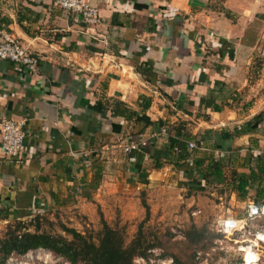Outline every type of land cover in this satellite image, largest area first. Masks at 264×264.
<instances>
[{"label":"crops","instance_id":"1","mask_svg":"<svg viewBox=\"0 0 264 264\" xmlns=\"http://www.w3.org/2000/svg\"><path fill=\"white\" fill-rule=\"evenodd\" d=\"M89 2L100 26L53 0H0V29L39 60L32 73L0 59V114L27 119L22 159L0 145V223L45 212L91 221L97 207L108 223L133 222L142 197L168 209L178 186L194 203H223L216 188L229 190L233 217L264 202V0ZM170 139L196 147L179 161ZM132 143L141 159L123 151ZM213 160L224 180L191 190ZM239 173L245 198L233 189Z\"/></svg>","mask_w":264,"mask_h":264},{"label":"rangeland","instance_id":"2","mask_svg":"<svg viewBox=\"0 0 264 264\" xmlns=\"http://www.w3.org/2000/svg\"><path fill=\"white\" fill-rule=\"evenodd\" d=\"M262 36L264 38L263 34ZM176 189L177 193L174 190L168 193L170 194V208L150 210V215L147 216V209L144 206L147 203V199L146 197H142L143 199L141 200L144 209H142L141 205V210L136 220L131 222L130 219L125 221L123 218H117L109 223L123 232L127 243H130L137 236L139 226L142 225L143 233L147 241L157 245L149 251L147 257H137L134 264H175L176 258L185 264H201V262L202 264H242L241 258L243 255L237 250L238 245L236 244V240L242 239L243 237L239 235L226 237L220 231V223L228 217H233L232 213L228 211V207H231L229 205V190H224L221 187L216 188L217 195L222 194V198L225 200L223 203L216 196L214 199H211L212 201L204 197V202L194 203L189 201V192L181 194L180 187L178 186ZM149 208L151 207L149 206ZM234 210L241 211L242 213L244 211L242 208L237 207ZM96 211L97 216L92 218L91 221L85 217L84 219L71 217L68 213L53 216L45 212L41 215L44 219L41 230L65 234L61 228V225L65 224L97 240L103 228L101 221L104 218V214L99 207L96 208ZM113 211V215H115L116 210L114 209ZM35 216L27 218L25 221L28 223ZM71 218L74 219L72 220ZM15 222L13 221L12 223ZM193 224L200 229L207 227L210 231L207 238L198 247L189 243L185 238V232L189 231ZM8 225V222L0 223V238L6 234ZM29 228L30 231H34V226L30 225ZM199 247L202 248L199 249V255L194 256L195 250ZM197 257H201V259ZM5 264L70 263L49 250L37 249L25 255L13 254Z\"/></svg>","mask_w":264,"mask_h":264},{"label":"trees","instance_id":"3","mask_svg":"<svg viewBox=\"0 0 264 264\" xmlns=\"http://www.w3.org/2000/svg\"><path fill=\"white\" fill-rule=\"evenodd\" d=\"M150 106L151 102L147 100L145 105H143V109H147ZM188 149L185 139L169 140V154L177 152L179 161L189 158ZM137 150H134L135 152L132 151L131 155L141 159L143 154L136 152ZM205 165L204 160L198 161V169ZM156 166L159 168L162 164L157 163ZM206 168L205 183L192 185L190 187L191 190L205 193L208 188L224 180L225 175L221 161L213 160ZM261 169L263 171V168ZM234 177L236 185H234L233 189L239 193L241 198H245L248 194L247 185L249 178L244 177L240 173L234 174ZM259 195H264V189L259 190ZM259 203L264 202L260 201ZM144 206L147 209V216H149L150 208L147 203ZM0 213L2 219L7 220L9 218V213ZM43 220L41 214H38L28 223L24 220H16L15 223H9L6 234L0 238V264H5L13 254L25 255L37 249L49 250L56 256L66 259L70 264H134L137 257H147L149 251L157 246L147 241L142 225L139 226L137 236L130 243H127L123 232L115 226L113 227L105 219L101 221L103 228L97 240L65 224L61 225L65 234L42 231ZM30 225L34 226V231H30ZM209 233L210 231L207 227L200 229L193 224L189 231L185 232V238L189 243L198 247ZM70 236L71 238H69ZM199 249L202 248H197L194 256L199 255ZM199 258L201 259V257ZM175 264L185 263L176 258Z\"/></svg>","mask_w":264,"mask_h":264},{"label":"built area","instance_id":"4","mask_svg":"<svg viewBox=\"0 0 264 264\" xmlns=\"http://www.w3.org/2000/svg\"><path fill=\"white\" fill-rule=\"evenodd\" d=\"M53 2L56 7L66 12L78 14L88 26L97 27L102 24L99 8L92 5L89 0H53ZM260 56L264 59V38L260 46ZM0 59L16 63L32 73H36L39 66L38 58L24 43L4 29H0ZM26 128L27 119H13L0 114V145L10 161L22 159ZM139 146L138 143H132L123 146L122 149L126 154H130L139 149ZM195 147L194 142L189 143L190 149ZM82 154L87 156V153ZM130 161H135V158L131 157ZM220 226V231L226 237L235 235L243 237L236 240L237 250L243 255L242 264H264V239H262L264 237V203L248 202L242 217H228L220 223Z\"/></svg>","mask_w":264,"mask_h":264},{"label":"clouds","instance_id":"5","mask_svg":"<svg viewBox=\"0 0 264 264\" xmlns=\"http://www.w3.org/2000/svg\"><path fill=\"white\" fill-rule=\"evenodd\" d=\"M252 259H256L255 257H252Z\"/></svg>","mask_w":264,"mask_h":264},{"label":"snow or ice","instance_id":"6","mask_svg":"<svg viewBox=\"0 0 264 264\" xmlns=\"http://www.w3.org/2000/svg\"><path fill=\"white\" fill-rule=\"evenodd\" d=\"M262 239H264V237H262Z\"/></svg>","mask_w":264,"mask_h":264}]
</instances>
